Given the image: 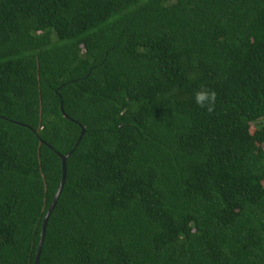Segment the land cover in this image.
<instances>
[{
	"label": "trees",
	"instance_id": "16d2710c",
	"mask_svg": "<svg viewBox=\"0 0 264 264\" xmlns=\"http://www.w3.org/2000/svg\"><path fill=\"white\" fill-rule=\"evenodd\" d=\"M55 152L39 264H264V0H0V264Z\"/></svg>",
	"mask_w": 264,
	"mask_h": 264
},
{
	"label": "water",
	"instance_id": "95a60500",
	"mask_svg": "<svg viewBox=\"0 0 264 264\" xmlns=\"http://www.w3.org/2000/svg\"><path fill=\"white\" fill-rule=\"evenodd\" d=\"M62 110V108H61ZM84 131L81 132L77 143L75 144L74 148L77 146V144L80 142L82 136H83ZM56 155L60 158L61 160V179H60V183H59V187L56 191V194L53 197L52 203L50 204L44 218L41 224V231H40V239H39V243L36 249V253H35V259H34V264H39V257H40V252H41V248L44 242V237H45V229H46V225H47V221L49 219V216L53 210V208L56 205V202L58 200V197L60 195V193L62 192V189L64 187V183H65V178H66V160L69 156L70 153L66 154V155H61L58 152H55Z\"/></svg>",
	"mask_w": 264,
	"mask_h": 264
},
{
	"label": "clouds",
	"instance_id": "9594fccd",
	"mask_svg": "<svg viewBox=\"0 0 264 264\" xmlns=\"http://www.w3.org/2000/svg\"><path fill=\"white\" fill-rule=\"evenodd\" d=\"M194 99L197 105L211 113L215 109L217 94L214 90L202 85L196 90Z\"/></svg>",
	"mask_w": 264,
	"mask_h": 264
},
{
	"label": "rangeland",
	"instance_id": "374dc122",
	"mask_svg": "<svg viewBox=\"0 0 264 264\" xmlns=\"http://www.w3.org/2000/svg\"><path fill=\"white\" fill-rule=\"evenodd\" d=\"M251 131H253V128H251Z\"/></svg>",
	"mask_w": 264,
	"mask_h": 264
}]
</instances>
